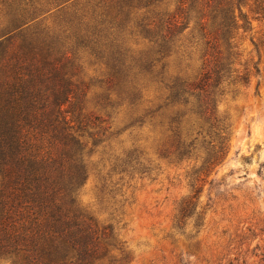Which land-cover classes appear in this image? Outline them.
I'll list each match as a JSON object with an SVG mask.
<instances>
[{
	"label": "rangeland",
	"instance_id": "1",
	"mask_svg": "<svg viewBox=\"0 0 264 264\" xmlns=\"http://www.w3.org/2000/svg\"><path fill=\"white\" fill-rule=\"evenodd\" d=\"M151 1L0 0V84L19 79L16 90L44 104L49 118L86 122L76 134L85 179L65 210L86 228L92 218L100 230H114L85 262L70 253L59 264H264V0H233L244 21L231 31V60L248 83L217 104L228 129L222 156L210 165L215 139L197 137L181 159L175 109L156 101L152 22L175 7ZM197 4L183 12L189 29L172 47L171 68L186 60L181 54L197 64L204 51L199 17L219 10ZM24 79L36 89L22 88ZM59 153L69 161L74 151ZM67 170L64 164L58 175ZM63 245L45 246L63 259ZM27 255H3L0 264H26Z\"/></svg>",
	"mask_w": 264,
	"mask_h": 264
},
{
	"label": "trees",
	"instance_id": "2",
	"mask_svg": "<svg viewBox=\"0 0 264 264\" xmlns=\"http://www.w3.org/2000/svg\"><path fill=\"white\" fill-rule=\"evenodd\" d=\"M196 3L203 9L216 3L214 9L219 10V14L205 13L199 17L204 51L200 52L197 64H187L189 55L181 54V58L187 57L186 60L171 68L172 47L189 29V20L182 16L183 12L187 8L193 9ZM155 4L156 8L175 7L174 13H164L157 23L152 22V26L158 28L151 37L156 46L151 64L155 74L154 93L158 94L156 101L164 102L166 109H175L172 111L176 114L173 122L179 127V136L183 140L177 149L185 148L186 153L178 151L181 159L189 155L193 141L203 135L202 139L213 137L218 143V150L209 165L213 164L222 156L228 129L225 120L215 115L217 104L237 84L248 83L246 73L237 75L231 60L234 55L231 31L237 28V19L244 21V18L238 8L232 9L237 5L233 0L149 2V5ZM215 24L217 28L211 29ZM142 26L140 22L138 27ZM142 32L145 31L142 29ZM147 38H150L149 32ZM32 74L39 75V70ZM25 76L27 74L22 77ZM31 84L24 79L22 88L27 89ZM18 88H21L19 79L0 84V257L5 255L11 259L20 253L30 254L22 260L26 264H37L35 257L40 255L38 264H59L61 260H68L71 253L69 260L76 258L85 262L86 253L92 256L98 250L95 242L99 238L114 237L112 227L100 230L99 224L91 218L86 228L85 224L69 217L65 210L68 204L75 206L77 192L85 179L83 161L78 160L84 147L76 134L86 129V122L77 119L59 121L60 113L49 118L44 114V104L27 93L23 95L22 91L16 90ZM30 89H36L34 84L27 91ZM65 130L68 131L66 135ZM66 149L74 151L67 156L69 161L59 153ZM64 164L68 168L66 177L58 175ZM57 240L68 244L63 245L66 251L63 259H54L53 246H45Z\"/></svg>",
	"mask_w": 264,
	"mask_h": 264
}]
</instances>
